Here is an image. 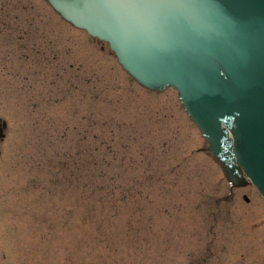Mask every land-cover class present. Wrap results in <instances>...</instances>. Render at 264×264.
I'll return each mask as SVG.
<instances>
[{
  "label": "rangeland",
  "instance_id": "rangeland-1",
  "mask_svg": "<svg viewBox=\"0 0 264 264\" xmlns=\"http://www.w3.org/2000/svg\"><path fill=\"white\" fill-rule=\"evenodd\" d=\"M0 112L4 264H264V201L230 192L176 91L141 87L42 0H0Z\"/></svg>",
  "mask_w": 264,
  "mask_h": 264
},
{
  "label": "water",
  "instance_id": "water-1",
  "mask_svg": "<svg viewBox=\"0 0 264 264\" xmlns=\"http://www.w3.org/2000/svg\"><path fill=\"white\" fill-rule=\"evenodd\" d=\"M50 2L147 86H176L230 178L264 193V0Z\"/></svg>",
  "mask_w": 264,
  "mask_h": 264
},
{
  "label": "flooded vegetation",
  "instance_id": "flooded-vegetation-1",
  "mask_svg": "<svg viewBox=\"0 0 264 264\" xmlns=\"http://www.w3.org/2000/svg\"><path fill=\"white\" fill-rule=\"evenodd\" d=\"M10 120L5 113L0 112V161H3L5 143H7L10 133ZM5 146V147H4ZM0 264H4L2 258H0Z\"/></svg>",
  "mask_w": 264,
  "mask_h": 264
}]
</instances>
